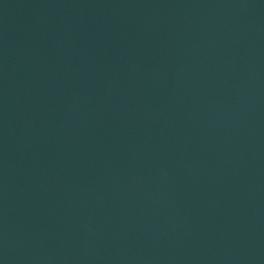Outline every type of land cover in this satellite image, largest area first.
<instances>
[{
    "label": "water",
    "instance_id": "water-1",
    "mask_svg": "<svg viewBox=\"0 0 264 264\" xmlns=\"http://www.w3.org/2000/svg\"><path fill=\"white\" fill-rule=\"evenodd\" d=\"M0 264H264V0H0Z\"/></svg>",
    "mask_w": 264,
    "mask_h": 264
}]
</instances>
